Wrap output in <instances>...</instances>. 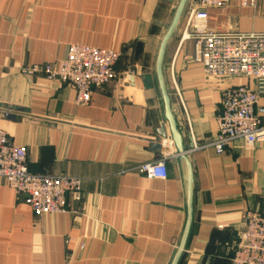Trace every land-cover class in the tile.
Listing matches in <instances>:
<instances>
[{
	"label": "crops",
	"instance_id": "obj_1",
	"mask_svg": "<svg viewBox=\"0 0 264 264\" xmlns=\"http://www.w3.org/2000/svg\"><path fill=\"white\" fill-rule=\"evenodd\" d=\"M190 1L161 61L182 157L155 69L180 0H0V127L25 147L31 173L79 177L82 195L68 197L64 212L35 215L0 179V264H172L187 220L188 166L190 224L175 264L227 263L243 211L264 210V143L190 150L214 138L221 90L247 82L208 76L193 59L177 58L182 41L172 49L171 41ZM205 26L264 32V0L209 8ZM71 44L120 53L116 77L93 89L88 105H77L66 83L23 71L60 61ZM169 50L175 58H166ZM160 126L166 136L153 149ZM162 155L166 178L138 171Z\"/></svg>",
	"mask_w": 264,
	"mask_h": 264
},
{
	"label": "built area",
	"instance_id": "obj_2",
	"mask_svg": "<svg viewBox=\"0 0 264 264\" xmlns=\"http://www.w3.org/2000/svg\"><path fill=\"white\" fill-rule=\"evenodd\" d=\"M255 7L256 0H191L184 34L193 42V60L204 74L216 78H245L247 82L224 87L220 93L217 131L205 145L218 154L241 140L248 147L264 143V32H232L205 26L209 8H225L233 2ZM183 37V36H182ZM120 53L85 44H71L56 63L31 64L23 71L47 79H57L75 90V103L88 105L93 89L116 77L115 64ZM143 163L138 171L149 178H166V160ZM0 179H3L35 215L64 212L68 197L79 201L81 179L62 174L31 173L26 149L10 140L0 127ZM225 264H264V210L246 209L242 213L239 240Z\"/></svg>",
	"mask_w": 264,
	"mask_h": 264
},
{
	"label": "water",
	"instance_id": "obj_3",
	"mask_svg": "<svg viewBox=\"0 0 264 264\" xmlns=\"http://www.w3.org/2000/svg\"><path fill=\"white\" fill-rule=\"evenodd\" d=\"M185 1L186 0H180L179 5L177 7V10L175 12L174 18L171 22V25L169 26L167 32L165 33V35L162 38V41L160 43V47L158 50L157 58H156V67H155L158 86H159V90H160L162 100H163L164 117H165L166 121L168 122L169 130L171 133L173 143L176 147V150L182 157L185 153V148H184L183 143H182V137L178 133V130L176 129V125H175L174 118H173L174 110L172 107H170L169 98H168V95H167L166 90H165L163 76H162V70H161V61L163 58V53H164V48H165L166 42L168 41V39L172 35V33H173L177 23H178V20H179L180 14L182 12V9L184 7ZM3 115L6 118H12V114L9 112V110H3ZM155 134H156V137L153 140H151L150 142H151V146L153 149H158V148H160L161 140L163 138H165V136H166L163 126H160L158 129H156ZM190 198H191V171H190V167L188 166V168H187V205H188L187 220H186V225H185V229L183 232V236H182L180 245H179L177 253H176V255L172 261V264L176 263L178 256L184 247V241H185L187 231H188V227L190 224Z\"/></svg>",
	"mask_w": 264,
	"mask_h": 264
},
{
	"label": "rangeland",
	"instance_id": "obj_4",
	"mask_svg": "<svg viewBox=\"0 0 264 264\" xmlns=\"http://www.w3.org/2000/svg\"><path fill=\"white\" fill-rule=\"evenodd\" d=\"M188 11H189V8H188ZM187 14H188V12H187ZM185 24H186V17H185L184 26H183V28L180 31L181 34L174 36V39L171 41V45H172L171 46V49L177 43L179 44V42L181 40L182 41L181 42L182 43L181 44V48L179 49L178 53H176L177 58H181V59H193V42H192L191 39H188V38L185 37V35H183L184 29H185ZM171 52H170V50L168 51V54H167L166 58H175V57H173V51H171ZM231 78H233V77H231Z\"/></svg>",
	"mask_w": 264,
	"mask_h": 264
},
{
	"label": "bare ground",
	"instance_id": "obj_5",
	"mask_svg": "<svg viewBox=\"0 0 264 264\" xmlns=\"http://www.w3.org/2000/svg\"><path fill=\"white\" fill-rule=\"evenodd\" d=\"M184 35H185V37H186V34H184ZM185 37H184V38H185Z\"/></svg>",
	"mask_w": 264,
	"mask_h": 264
}]
</instances>
